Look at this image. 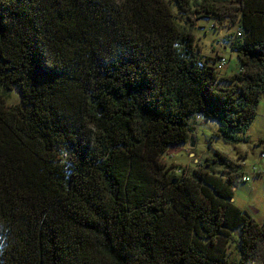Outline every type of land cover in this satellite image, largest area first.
I'll return each instance as SVG.
<instances>
[{"label":"trees","instance_id":"1","mask_svg":"<svg viewBox=\"0 0 264 264\" xmlns=\"http://www.w3.org/2000/svg\"><path fill=\"white\" fill-rule=\"evenodd\" d=\"M199 19L236 25L235 73ZM263 93L264 0H0V264H264L232 179L160 159L192 116L242 142Z\"/></svg>","mask_w":264,"mask_h":264},{"label":"rangeland","instance_id":"2","mask_svg":"<svg viewBox=\"0 0 264 264\" xmlns=\"http://www.w3.org/2000/svg\"><path fill=\"white\" fill-rule=\"evenodd\" d=\"M199 19L193 22V34L200 48L203 59L214 58L216 55L226 59L224 66L217 70L220 77H228L239 70V62L230 45L235 41V24L224 21L222 24ZM211 63L212 60L208 59ZM228 84L224 82L223 86ZM18 92V91H17ZM19 101L16 93H12L7 106H13ZM192 116L189 124L192 125L191 135L194 146L188 142L177 146H170L160 156L166 165H172L175 174H186L192 170L202 168L212 171L223 179L229 176L232 179L234 204L257 223L264 220V159L258 157L264 151V93L261 95L256 108V115L251 124L242 134L245 138L237 144L226 143L222 138L214 135L218 123L213 119ZM215 152L226 157L230 166H226ZM214 159V161H213ZM207 164V166H205ZM228 165V164H227ZM247 175L246 182H236V176Z\"/></svg>","mask_w":264,"mask_h":264},{"label":"built area","instance_id":"3","mask_svg":"<svg viewBox=\"0 0 264 264\" xmlns=\"http://www.w3.org/2000/svg\"><path fill=\"white\" fill-rule=\"evenodd\" d=\"M236 35H237V36H240V35H241V30H240V29H237ZM217 61H218V62L216 63L215 67H216V70H219V69H221V68L224 66V64H225V59H224L223 57H220V58H218ZM258 157H259L260 159H264V151H261V152L259 153ZM248 180H249V178H248V176H246V175H242V176L240 177V179H239L240 182H246V181H248Z\"/></svg>","mask_w":264,"mask_h":264},{"label":"water","instance_id":"4","mask_svg":"<svg viewBox=\"0 0 264 264\" xmlns=\"http://www.w3.org/2000/svg\"><path fill=\"white\" fill-rule=\"evenodd\" d=\"M188 144H189L190 147H193L194 146V141H193L192 136H190V138L188 140Z\"/></svg>","mask_w":264,"mask_h":264}]
</instances>
